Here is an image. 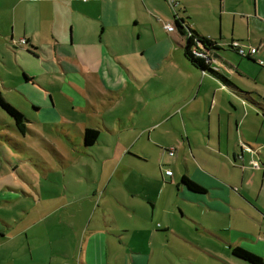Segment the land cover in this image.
Returning a JSON list of instances; mask_svg holds the SVG:
<instances>
[{
    "label": "crops",
    "instance_id": "crops-1",
    "mask_svg": "<svg viewBox=\"0 0 264 264\" xmlns=\"http://www.w3.org/2000/svg\"><path fill=\"white\" fill-rule=\"evenodd\" d=\"M155 1L159 0H150ZM160 1L168 4L167 0ZM173 1L175 13L168 4L172 15L183 18L185 25L198 37L215 43L219 58L208 57V62L218 76L200 71L185 60V37L177 29L167 32L164 43L156 40L153 29L140 23V15L132 12V4L136 3L140 10L149 12L150 17L159 15L150 12L152 8L146 0H0V82L2 87L8 84V91L13 90L30 104L32 118L27 120L28 114L20 113L3 94L0 96L24 117L25 125L43 127L45 123H51L54 130L63 131L60 135L63 141L57 136L58 141L77 150L84 158L87 183L68 193L43 190L46 197L52 193L63 197L61 207L67 217L61 223L65 231L74 233L76 240L71 249L66 243L55 248L50 240H40L39 244L24 236L22 242L26 250L15 247L12 250L15 264H148L152 252L160 248L169 249L170 254L182 257L185 263L196 264L182 252L188 250V244L200 247L216 259L212 251L192 234L212 237L227 251L238 242L241 244L238 247L247 251L258 247L259 238L264 236V211L242 199L249 205V210L241 207L237 197L239 203H232L227 177L210 168L201 149L212 151L210 154L214 158L226 163L229 170L223 168L225 173L238 171L235 177L256 174L257 170L235 165L242 166L246 154L240 151L238 135H233L235 131L229 136L228 124L221 133V123L223 118L227 121L233 118L239 126L241 141H246L242 127L249 114L264 126V101L257 96L264 97V92L258 86L248 88L243 84L245 76L255 84H264V72L261 71L264 67V0ZM192 3L201 6L203 11H198V5L191 6ZM120 10L126 15H120ZM190 18L197 27L189 26ZM3 19L10 22L9 30H4ZM127 21L143 30L137 40L149 34L151 38V43L139 46L142 54L146 50V62H138L134 68L127 57V45L133 51L135 45L121 28ZM39 25L46 28L45 39L38 36ZM165 25L168 24H163V28ZM17 39L23 41V45ZM116 42L117 47H114ZM232 42H237L245 55L249 53V59L231 53L227 45ZM175 49L181 50L180 63L170 61L178 57ZM107 54L125 75L124 78L117 72V85L108 84L103 75L105 67L109 74L115 70ZM148 63L155 70L150 72ZM161 67L165 70L162 73ZM8 68L12 73L7 71ZM44 77L56 78L61 83L60 104L70 108L75 117L85 116L90 126L60 116L50 97L52 89ZM96 80L101 82L103 92L95 84ZM131 82L137 84L143 94L133 90L124 110L104 118L100 107L116 108L124 98L123 90ZM149 84H155L156 91H150ZM82 91L88 93L83 95ZM89 95L101 104L96 102L97 107L92 108ZM224 101H227L226 105ZM227 105L234 113L228 111ZM91 113L94 119H90ZM0 122L3 126V121ZM85 129L97 132L96 140L88 147L83 145ZM199 131L205 138H201ZM30 132L46 142L35 130L30 129ZM122 133L127 134L126 139L112 157L96 148L102 145L104 135H114L119 141ZM257 141L260 140L248 141L251 146L247 145V148L252 150L262 146L256 144ZM52 147L56 159L63 168L67 167ZM92 153L102 155L100 163H108L104 169L107 172L99 182L88 168L90 156L94 158ZM257 155L260 158L257 163L264 175V154L257 152ZM249 159L256 160L253 156ZM164 170H169L171 176H164ZM48 171L51 169L47 164L46 168L42 167L41 175ZM181 177L204 191L187 190L180 183ZM74 190L77 192L72 193ZM184 204H195L197 208L185 210ZM233 211H241V215L253 224L248 227L232 225ZM77 212H83V216L75 221L71 214ZM191 228L195 229L192 231ZM1 233L0 230V237H3ZM78 236V252L75 253ZM35 243L57 256L37 252Z\"/></svg>",
    "mask_w": 264,
    "mask_h": 264
},
{
    "label": "rangeland",
    "instance_id": "rangeland-1",
    "mask_svg": "<svg viewBox=\"0 0 264 264\" xmlns=\"http://www.w3.org/2000/svg\"><path fill=\"white\" fill-rule=\"evenodd\" d=\"M146 4L152 8V10L150 11L151 13L159 15H152L150 17L148 15L150 13L144 10H140V5L136 3L132 4L133 15H140V23L145 24L146 27H151L154 32L153 34L156 36V40H161V43H164L163 38L168 37V34L164 31L163 24L172 25V11L168 4H166V2L163 3L160 0L155 1L154 3L150 2V0H146ZM193 5L198 4L192 3L191 6ZM199 7L200 8L198 9V11H203L201 6ZM120 11V15H126V13L123 12L124 10ZM37 17L40 18L39 15H37ZM213 17L215 18V20H217L216 16L213 15ZM2 22L6 25V28L3 27L4 30H9L10 22L7 21V19H3ZM189 26L197 27V24H195V21L190 18ZM121 28H124L126 30L130 42H132L133 40V44L135 45L134 51L130 47V45H127L129 49L127 57L130 61V66L134 68L136 64H138V62H146V50L144 51V54H142L139 46L141 45V43H151L150 34L143 38L140 36V39L137 40V35L143 33V30L139 29L137 25L133 26L132 24H129V21H127L126 25L122 26ZM145 28L143 29L147 30ZM38 30V36H41V39H45L47 36L46 28L44 26L40 27L39 25ZM149 33H151V31H149ZM17 41H19V39H17ZM19 43L23 45L22 42L19 41ZM113 46L117 47V42L116 44H113ZM172 48L174 49V47ZM175 51L178 53V57L176 56L170 61L172 63H180L181 50L175 49ZM107 55L111 63L114 64L113 66L116 71L112 69L111 73L109 74L105 67V70H103V75L108 84L117 85L119 81L117 72L120 73V75L124 78L125 75L120 66L114 60H112L109 54ZM148 66V70H150V72L155 70V67L151 66L150 63H148ZM182 69L184 71L183 67ZM7 71L12 73L10 68H8ZM162 71H165L163 67H161V73ZM261 71L264 72V67L261 68ZM161 73H159V75L163 76V74ZM44 79L46 84H49L50 88L52 89L50 97H52V99L54 100V104H56L60 116L63 115L67 118L69 117L73 121H77L79 123H87L90 126V121L85 116L75 117L73 113H71L70 108H67L66 106L60 104L61 97L59 94H62L63 92L61 83H58L56 78L44 77ZM244 79L245 80L243 84H246L248 88L258 86V88H260V91L264 92L263 83L257 82L255 84L247 76H245ZM5 81L7 82V80ZM95 84L103 92V86L101 82L96 80ZM4 86L5 87H2L0 82V93L3 94L4 98L8 99V101L11 102L20 113L28 114L27 120H30V118H32L29 113L31 107L30 104L27 103L24 98L14 93L13 90L8 91V84ZM133 90L139 92L140 94H143L140 87L138 88L137 84L131 82V85L123 90L124 98L121 99L119 105L116 107L118 109H113V107H111L110 105L103 109L100 107L102 116L104 118H109L110 114H112L111 116H113L116 111L124 110L125 104L129 101L130 95ZM149 90L156 91L155 84H149ZM242 92L250 93L251 91ZM87 93V91H82L83 95ZM257 96L259 99L264 101V97L262 95L258 94ZM89 97V103L92 108L97 107L96 102H99L101 104L98 99L90 95ZM226 104L227 101H224V105ZM225 107H228L227 109L229 112L234 113V110L231 109L228 105ZM89 116L90 119H94L93 113H91ZM256 119H254L250 114L245 119L244 125L242 127L244 130V134L242 135L244 136L246 141L242 140L243 142L240 138L239 126L235 125L233 118H229L228 121L226 118H223L221 123V133L223 134V131L225 130V128H227L228 124L230 129L229 136H231L232 132L235 131L233 135H238V146L241 149L240 151L246 154L245 161L242 163V166H240L238 163H236L235 165H237L238 168L244 167L245 169L250 171L257 170L256 174L248 173L249 175L247 176H245V174H243L242 176L239 174L237 175V177H235V175L238 174V171H235V173H225V171L229 170L227 164L222 163L220 160L214 158V156L210 154L212 151L202 148L201 153L206 157V160L210 164V168L212 170L220 174H225V176L227 177V180L231 185V187H228V189L230 191V200L232 203H239L237 200L238 198L240 203H242L241 207L249 210V205L243 203L240 199L246 201L247 203L251 202L252 204H255L260 210L262 209V211H264V175L262 174L263 171L260 169L261 167L258 165V163H260V158L257 155V152L258 154H264V126L262 124H259L261 123L259 119ZM0 120H2L4 123V125L2 126V123L0 122V230L2 232L1 234L3 235V237H0V239H2L0 240V264H15L12 256V250L14 249V247L16 250H26L25 245L22 242L25 239L24 236H27L28 239L34 240L39 244L40 240H50L52 241L55 248L62 247L64 243H66L71 249L72 242L76 240H74V233L71 231H65L66 228L63 227V224L61 223V220L66 219L67 217V214L61 207V201L63 197H61L60 195L55 196L53 193L51 194V196L46 197L43 194V190H53L60 193H68V191L73 190L74 188H83L84 185H87L84 180V176L86 173V170L84 169V158H82L80 154H78L77 150L73 151L68 148L63 142L58 141L57 136L61 141H63L60 137V135L62 134L61 132L63 131L54 130L51 123H45V126L43 125V127L35 124L25 125L26 130L24 134L21 135L15 130L10 119L5 116L1 110ZM250 123L254 124V126L249 125ZM78 125L81 129L83 128L82 124ZM257 127L260 128L258 129ZM30 129L35 130L39 136H42L44 138L46 142H44L41 137L35 135L36 133H31ZM126 135V133H122L119 141L118 138L114 135H104L102 138V145L96 148L107 156L112 157L114 154H117L118 150L122 147V141L126 139V137L124 138V136ZM199 135L201 136V138H205L204 134L200 131ZM254 138L260 140L257 141L256 144H262V146L255 147L256 149L253 148L255 151L253 149L249 150V148H247V145L251 146L248 141H251ZM48 144L49 146H51L52 144L53 147L58 151L60 156L65 161L64 164L67 167L63 168L62 164L59 163V160L56 159V155L51 149L52 146L49 147ZM194 150L196 152H199L198 149ZM92 155L94 156V158L90 156L91 164L90 166H87L92 177L97 182H99L102 175L107 172L104 169L108 166V163H100L102 155H98L95 153H92ZM250 156L255 157L257 161L255 160L254 162H252L253 160L249 159ZM47 164L49 165L51 171H48V173L41 175L42 167L46 168ZM223 168L225 169V171L222 170ZM74 192L77 191H72V193ZM213 192H218V190H214ZM182 207L185 210L197 208L195 204H184L182 205ZM241 214H243L241 211L240 213L233 211L230 220L232 222V225L237 227H248V225L253 224L251 220H248L247 217H244ZM82 216L83 212L71 214L72 219L75 221H78V219L82 218ZM1 219L4 222H2ZM191 229L193 231L195 228ZM192 237L194 239H198L201 245L207 247L208 251H212L211 253L215 257H217L216 259H214L213 257L203 252L200 247L197 248L188 244V250H182V252L184 255L190 257V260L195 262L196 264H243L235 260L230 255V251L224 249L223 246L220 245L219 242L214 238L209 236L208 238H206L199 234H192ZM259 239L260 242L258 244V247L256 249H249L254 253V256H258L262 260H264V236L262 235ZM79 240L80 237L78 236V240L75 243V253L78 252ZM240 245L241 244L238 242L237 246ZM34 247L37 248V252H41L45 256H57L54 252H50L49 249L47 250V248H42L36 243L34 244ZM185 262V259H183L182 257L176 256L172 253L170 254L169 249L163 248L154 250L152 252V256L148 260V264H188Z\"/></svg>",
    "mask_w": 264,
    "mask_h": 264
},
{
    "label": "trees",
    "instance_id": "trees-1",
    "mask_svg": "<svg viewBox=\"0 0 264 264\" xmlns=\"http://www.w3.org/2000/svg\"><path fill=\"white\" fill-rule=\"evenodd\" d=\"M172 11L175 13L173 6L171 7ZM172 16L173 27L178 30L182 36L185 37L187 33L191 34L193 38L186 37L184 48H183V56L185 60L193 67L199 69L200 71L207 72L213 76H218L216 71L211 70V64L208 62V57H211L212 54L217 55L218 48L215 43L205 39L203 37H198L194 32H192L186 25L183 18L178 17L177 15ZM236 43L237 46L239 44L237 42H232L227 45L228 50L236 55L237 57L247 58L249 59V53L244 54L242 50L241 53L238 52L237 47H233L232 44ZM240 47V46H239ZM194 52L202 54L204 57H198L194 55ZM218 56V55H217ZM219 58V56H218ZM0 109L5 113V115L12 121V124L15 130L23 135L25 132V121L24 117L15 110L12 106L6 103L0 96ZM264 117V115H263ZM97 132L91 129H85L83 131V145L88 147L94 143L96 140ZM180 183L187 188V190H191L194 192H203V188L194 184L190 180L185 177L180 178ZM230 253L237 259L243 260L249 264H264V260H262L258 256H254L253 253L238 247L234 246L230 248Z\"/></svg>",
    "mask_w": 264,
    "mask_h": 264
},
{
    "label": "built area",
    "instance_id": "built-area-1",
    "mask_svg": "<svg viewBox=\"0 0 264 264\" xmlns=\"http://www.w3.org/2000/svg\"><path fill=\"white\" fill-rule=\"evenodd\" d=\"M167 2H168V4H169L170 7H172V6L175 5V3H174L173 0H167ZM164 30H165L166 32H173L174 27H173V25H165V26H164ZM186 37L193 38L192 35L189 34V33H187V34L185 35V38H186ZM22 42H23V41H22ZM232 46H233V47H237L239 53L242 52V50L240 49L239 46H237L236 43H233ZM194 55H195V56H198V57H204V58H205V56H203L202 54L197 53V52H194ZM213 69H214V68H213ZM168 154L171 155V152H168ZM163 175H164V176H171V172H170L169 170H164V171H163Z\"/></svg>",
    "mask_w": 264,
    "mask_h": 264
},
{
    "label": "water",
    "instance_id": "water-1",
    "mask_svg": "<svg viewBox=\"0 0 264 264\" xmlns=\"http://www.w3.org/2000/svg\"><path fill=\"white\" fill-rule=\"evenodd\" d=\"M211 58H218V56L215 55V54H212V55H211ZM211 70H214V69L211 68Z\"/></svg>",
    "mask_w": 264,
    "mask_h": 264
}]
</instances>
